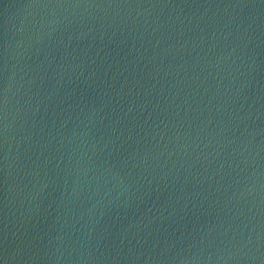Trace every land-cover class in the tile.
I'll list each match as a JSON object with an SVG mask.
<instances>
[{"label":"water","instance_id":"obj_1","mask_svg":"<svg viewBox=\"0 0 264 264\" xmlns=\"http://www.w3.org/2000/svg\"><path fill=\"white\" fill-rule=\"evenodd\" d=\"M0 264H264V0H0Z\"/></svg>","mask_w":264,"mask_h":264}]
</instances>
